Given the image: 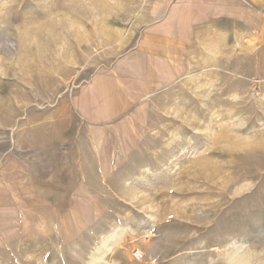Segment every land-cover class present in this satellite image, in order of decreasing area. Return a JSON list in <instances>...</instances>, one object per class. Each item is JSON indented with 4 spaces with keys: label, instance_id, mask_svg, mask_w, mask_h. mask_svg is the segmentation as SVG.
I'll return each instance as SVG.
<instances>
[{
    "label": "rangeland",
    "instance_id": "rangeland-1",
    "mask_svg": "<svg viewBox=\"0 0 264 264\" xmlns=\"http://www.w3.org/2000/svg\"><path fill=\"white\" fill-rule=\"evenodd\" d=\"M172 4L0 0V264H264V45Z\"/></svg>",
    "mask_w": 264,
    "mask_h": 264
},
{
    "label": "crops",
    "instance_id": "crops-1",
    "mask_svg": "<svg viewBox=\"0 0 264 264\" xmlns=\"http://www.w3.org/2000/svg\"><path fill=\"white\" fill-rule=\"evenodd\" d=\"M172 6L181 8L178 14L182 21L232 23L241 37L253 40L257 46L264 45V0H173ZM168 18L167 14L164 20L167 23ZM170 32L165 36L176 39L188 36L186 30Z\"/></svg>",
    "mask_w": 264,
    "mask_h": 264
},
{
    "label": "built area",
    "instance_id": "built-area-1",
    "mask_svg": "<svg viewBox=\"0 0 264 264\" xmlns=\"http://www.w3.org/2000/svg\"><path fill=\"white\" fill-rule=\"evenodd\" d=\"M131 253L133 259H135L136 261H143L145 258L144 252L140 249L134 248Z\"/></svg>",
    "mask_w": 264,
    "mask_h": 264
}]
</instances>
